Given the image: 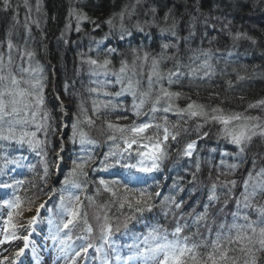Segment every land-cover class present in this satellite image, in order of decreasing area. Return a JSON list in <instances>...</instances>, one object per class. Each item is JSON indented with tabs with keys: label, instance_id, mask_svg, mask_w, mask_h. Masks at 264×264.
<instances>
[{
	"label": "snow or ice",
	"instance_id": "6c2138e0",
	"mask_svg": "<svg viewBox=\"0 0 264 264\" xmlns=\"http://www.w3.org/2000/svg\"><path fill=\"white\" fill-rule=\"evenodd\" d=\"M22 4L21 25V5L0 0V11L12 13L0 39V264H45L44 251L55 252V264H264V152L255 153L251 167L239 181L235 178L254 141L264 142V98L238 111L224 107V100L205 104L174 87L195 91L216 75L211 50L193 47L198 24L205 29L201 43L208 29L223 23L220 32L233 46L241 39L256 44L246 32L233 33L226 13L212 16L233 3L207 0L205 13V0L179 5L176 0H134L104 20L71 7L62 37L72 30L73 20L77 32L84 22L94 31L106 25L108 31L100 40L92 37L95 48L79 54L90 77V107L81 99L75 115L69 116L60 95L51 94L54 107L69 118L68 132L58 131L62 124L54 126L48 78L33 47V26L40 29L42 23V0ZM185 29L187 35L182 34ZM110 38L118 46L101 47ZM245 79L237 73V82ZM227 83L234 87L233 81ZM63 91L68 93L67 82ZM120 97H131L135 119L129 120V107L117 102ZM181 100L186 101L183 107ZM142 116L147 119L140 120ZM213 128L217 147L210 153H217L221 142L234 151H221L215 164L206 160L209 184L189 204L200 183L198 143ZM93 130L104 137L106 151L99 152L101 141ZM192 133L194 139H185ZM50 137L56 138L55 147H50ZM68 145L77 151L73 154ZM174 146L177 156L196 157L186 197L179 196L185 192V177L177 176L167 195L156 180ZM54 171L62 176L58 187L50 186ZM90 172L97 175L90 177ZM229 203L233 209L226 212ZM154 210L171 229L148 215ZM26 213L31 215L25 218ZM40 224L47 225V232L38 244ZM137 225L142 227L137 230Z\"/></svg>",
	"mask_w": 264,
	"mask_h": 264
},
{
	"label": "trees",
	"instance_id": "16d2710c",
	"mask_svg": "<svg viewBox=\"0 0 264 264\" xmlns=\"http://www.w3.org/2000/svg\"><path fill=\"white\" fill-rule=\"evenodd\" d=\"M34 1L35 0H30V3L35 5ZM132 2H134V0H42V10L40 14L42 23L40 29L33 26V47L36 49V52L40 53L37 54L42 60L40 62L47 68L48 73H45L47 78H54L53 80L60 79L59 84H57L58 88H55L62 92L67 99L73 101L74 114L77 112V105L80 103L81 99L85 101L86 107H90V102H87V99L89 98L87 88L90 86V77L87 65L81 64L79 54L88 53L89 47L95 48L92 37H95L96 40H100L104 33L108 31V28L106 25H102L101 32L98 31L99 29L94 31V26L92 24L84 22L81 24L82 31L77 32L75 31V20H73L72 30L62 37L61 34L64 32L65 24L68 22L70 8L76 7L82 9L93 19L104 20L113 12H119L125 4H130ZM176 2L179 5L182 4L183 0H176ZM188 2L191 3V0H188ZM229 2L233 3L234 6L232 8L222 7L219 11L214 10L212 16L215 17L220 15L221 12L226 13L227 19L231 21L230 27L233 33L236 31L246 32L256 40V44H252L249 40L241 39L236 42L235 46H233L231 38L226 34L222 35L220 32L223 23L216 24L215 29H208L207 38L210 40H212L213 37L216 38L212 43H209L208 40L204 39L203 43L200 44L198 37L200 38V33L205 31V29L202 24H198L196 31L197 39L194 41L193 47H202L211 50L213 54L212 63L216 68V75L210 80H207L209 82L207 93H219V96L210 95L208 98L205 97L204 99L197 100L205 104H215L219 103L220 100H224V107L242 111L248 102L264 98V4L261 2L257 5L256 0H225V3ZM13 3L21 5L19 9V20L22 25L25 15L22 0H13ZM236 3H239L241 7H235ZM179 11L182 13V11H184L183 7H180ZM203 11L205 13L208 12L207 0H205ZM11 15V12L5 14L0 11V39L3 38L5 29L11 24ZM35 15L36 13L33 10V16ZM135 19H137V17H133V20ZM183 23L185 22H182V27ZM18 31L23 35L22 28H18ZM74 32H76L75 37H73ZM58 34L61 36L60 40L59 38H56ZM182 34L187 35V30L185 29ZM62 40L64 42L67 41L65 42L66 46L62 47V50L59 51L57 47L60 48L59 46L61 45L60 43ZM115 40V38L105 40L101 47H117V40ZM75 41L80 45L74 47L72 43ZM88 45L89 47H87ZM75 51L76 57L73 56ZM121 51H124V49H121ZM229 53H231V55H229ZM89 55L94 56L95 52L89 53ZM244 66H246V70ZM218 69H221L222 71L218 72ZM233 69H235V71H233ZM57 73L58 78L56 77ZM237 73L244 75L246 79L237 82ZM229 80L233 81L234 87L236 88H229L227 83ZM214 81L216 82L215 84L213 83ZM66 82L68 84V93L63 91ZM200 86L203 85L200 84ZM174 87L175 90H182L179 89L178 86ZM47 90L48 89H46V91ZM113 90H118V88ZM201 93L203 94L204 92L201 90ZM241 96L243 97L242 100L240 99ZM130 101L131 97L117 98V102L129 107V113H131L129 105ZM53 102L57 103L55 101ZM48 106L51 107L49 104ZM253 114L256 113L253 112ZM143 119V116L140 117V120ZM99 124L100 122L97 121V126H99ZM190 124H192V122H190ZM56 125H58V123L55 120L54 126ZM214 131L215 129L213 128L206 141H200L198 143L199 159L201 162V173L199 174L200 183L198 184L197 191L193 194L192 199L188 200L189 204L192 203L193 199L201 196L204 191V186L209 184V166L206 163V160H212L213 164H215L218 163L220 159L219 153L221 151H234V146L226 145L224 142H221L218 152L210 153L209 149L217 147V141L212 135ZM92 134L96 139L101 141V153L106 151L107 145L103 144L104 137L96 130H93ZM50 138L52 143L54 141V146L56 143L55 137ZM188 138L194 139L195 133H192L191 137H185V139ZM70 151L74 154L77 150L71 147ZM258 151L264 152V142H261L259 139L254 141L253 146L248 151L247 155L249 160L242 166L235 177L238 181L241 179V173H246L251 167V158ZM28 156L30 160H33L31 154ZM48 158L49 160L52 159L51 153H49ZM195 158V154L193 158H181L176 155L175 146L173 147L172 155L167 161H165L163 170L155 174L156 180L162 185V189H160L162 194L167 195L169 191L172 190L173 181L177 176H183L185 177V192L180 193L179 196H187V188L190 187V185H187L186 181L190 178L189 173L193 170V162ZM33 162H35V160H33ZM65 171H67V169ZM89 175L90 177H95L97 174L90 172ZM165 175L167 177L165 178V181L162 182L161 178ZM212 175L213 177L215 176L214 169L212 170ZM28 179H32L31 174H28ZM36 179L38 182V177ZM149 183L154 185L155 182L149 179ZM58 186L59 185H57V187ZM232 209L233 205L229 203L228 208L225 209V211L228 212ZM148 215H154L155 220H159L165 225V227L171 229L172 225L164 221L158 210H154L153 214ZM155 220L153 222H155ZM141 227L142 226L137 225V230Z\"/></svg>",
	"mask_w": 264,
	"mask_h": 264
},
{
	"label": "rangeland",
	"instance_id": "374dc122",
	"mask_svg": "<svg viewBox=\"0 0 264 264\" xmlns=\"http://www.w3.org/2000/svg\"><path fill=\"white\" fill-rule=\"evenodd\" d=\"M35 2V1H34ZM262 4H264V2H262ZM183 12V11H182ZM141 17V18H140ZM139 18L140 19H143L144 17H143V14L140 16ZM98 31H102L101 29H99ZM75 33L76 32H74V34H73V37H75ZM87 34V33H86ZM91 36H93V35H91ZM60 35L58 34L57 35V39L59 38V40H60ZM204 39H206V40H208V42H209V38H207V37H205V38H203V40ZM198 40H200L199 41V43L200 44H202L201 43V38H199L198 37ZM116 41V40H115ZM117 42V41H116ZM204 43H206V42H204ZM61 45L59 46L60 48H58L57 47V49L59 50V51H61L62 50V47H65L66 46V44H65V42L62 40L61 41V43H60ZM72 45L74 46V47H77L78 45H80V44H78V43H76V41L74 42V43H72ZM87 47H89V45L87 46ZM47 49V48H46ZM42 50V49H41ZM49 51V50H48ZM37 54H40L39 52H37ZM73 56L74 57H76V51L73 53ZM39 61H42L41 59H40V56L39 55H37V57H36ZM41 63V62H40ZM41 65L43 66V68H44V72L45 73H48V71H47V68H46V66H44L42 63H41ZM222 70L221 69H218V72H221ZM46 75V74H45ZM56 77L58 78V73L56 74ZM54 79V78H53ZM53 79H48L49 81H48V87H47V91H46V95H47V97H48V101H49V105H51V107L49 106V108H54V109H52V114H53V116H56V121H57V123H58V125H64V127H60L59 129H58V131L59 132H68L69 131V128H68V125L70 124V121H69V118H68V116H65V115H62V114H60V110H59V108H56V107H54V102H53V100L51 99V94L53 93V92H56V93H58L59 95H60V97H61V95H63L62 94V92H60V91H58L56 88H58V85L57 84H59V82H60V79H57V80H53ZM52 80V81H51ZM225 80V79H224ZM222 82H224V81H222ZM221 82V83H222ZM214 84L216 83L215 81L213 82ZM200 84H202L203 86H200ZM199 84V87L198 88H196L195 89V91H190L189 90V88L186 86V88H183L181 91H185V92H188L191 96H192V99H194V100H197V99H204L205 97L206 98H208V97H210V92H208L207 93V90H208V85H209V82L208 81H206V82H203V83H200ZM56 87V88H55ZM233 88H236V87H233ZM240 88V87H239ZM180 89V88H179ZM201 90H202V92H204L203 94L201 93ZM204 90V91H203ZM196 92H198L199 93V95L197 96L196 95ZM64 96V95H63ZM63 101H64V105H65V109L68 111V115L69 116H73V114H74V110H73V106H74V103H73V101L72 100H70V99H67V98H61ZM87 102H90V98H88L87 99ZM126 102V101H125ZM51 103V104H50ZM178 103L180 104V106L181 107H183L184 105H185V103H186V101H184V100H181V101H178ZM129 105L131 106V101H130V103H129ZM131 109V108H130ZM75 115V114H74ZM143 120H145V119H147V117H145V116H143ZM171 120H175V117L174 116H171L170 115V117H169ZM132 119H135V117H133L132 115H131V113H129V120H132ZM140 119V118H139ZM122 123H127L128 121H121ZM189 126H191V124L189 125ZM55 140H56V138H55ZM53 143H54V141H53ZM53 143L50 145V147H55V145L53 146ZM72 146L71 145H68L67 146V148L70 150V148H71ZM77 150V149H76ZM101 150L102 149H100L99 150V152H101ZM57 151H58V149H57ZM51 153V152H50ZM52 154V153H51ZM67 168L66 167H62V169H61V171H65ZM59 178H62V176L60 175V173L59 172H53V176H52V180L50 181V184H51V186L52 185H55V186H57L58 184H56V180L57 179H59ZM161 181L163 182V181H165V178L164 177H162L161 178ZM45 199H46V197H45ZM29 214L30 213H26L25 214V218H27L28 216H29ZM44 215H46L45 213H44ZM46 227V226H45ZM47 229V228H46ZM0 247H4V245H0ZM48 248L50 249L51 248V244L49 243L48 244ZM55 252L54 251H52V252H49V251H44L43 252V259H44V261H45V264H55ZM27 264V263H26Z\"/></svg>",
	"mask_w": 264,
	"mask_h": 264
},
{
	"label": "bare ground",
	"instance_id": "6f19581e",
	"mask_svg": "<svg viewBox=\"0 0 264 264\" xmlns=\"http://www.w3.org/2000/svg\"><path fill=\"white\" fill-rule=\"evenodd\" d=\"M70 53V52H69ZM66 98L65 96H63V95H61V98ZM25 155H29V153H25ZM164 178H166L167 176L165 175V176H163ZM31 214H29V216H30ZM46 224H40V225H38V227H37V231H36V233H35V238H36V240H37V243L39 244V243H43V239H42V237L46 234ZM41 229H43L44 231L43 232H41ZM27 263V262H26Z\"/></svg>",
	"mask_w": 264,
	"mask_h": 264
},
{
	"label": "water",
	"instance_id": "95a60500",
	"mask_svg": "<svg viewBox=\"0 0 264 264\" xmlns=\"http://www.w3.org/2000/svg\"><path fill=\"white\" fill-rule=\"evenodd\" d=\"M41 211H42V214H44V213H43V210H41Z\"/></svg>",
	"mask_w": 264,
	"mask_h": 264
}]
</instances>
